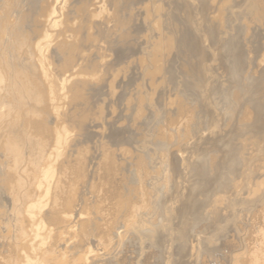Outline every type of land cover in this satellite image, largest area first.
<instances>
[{
  "label": "rangeland",
  "instance_id": "1",
  "mask_svg": "<svg viewBox=\"0 0 264 264\" xmlns=\"http://www.w3.org/2000/svg\"><path fill=\"white\" fill-rule=\"evenodd\" d=\"M29 263L264 264V0H0V264Z\"/></svg>",
  "mask_w": 264,
  "mask_h": 264
},
{
  "label": "bare ground",
  "instance_id": "2",
  "mask_svg": "<svg viewBox=\"0 0 264 264\" xmlns=\"http://www.w3.org/2000/svg\"><path fill=\"white\" fill-rule=\"evenodd\" d=\"M38 128H39V127H38ZM59 138H60V137H59ZM59 138H58V139H59ZM60 140H61V139H60ZM60 140H59L58 143H60ZM62 140H63V138H62ZM64 142H65V141H64ZM58 143H57V144H58ZM59 146H61V145L59 144ZM53 150H54V149H53ZM58 150H59V149H58ZM66 150H67V149H66ZM51 153H52V152H51ZM55 153H57V152L55 151ZM59 153H60V152H59ZM58 155H59V154H58ZM61 155H62V154H61ZM52 156H53V155H52ZM59 156H60V155H59ZM59 156H58V157H59ZM48 158H49V157H48ZM53 158H54V157H53ZM59 158H60V157H59ZM58 160H59V159H58ZM61 160H62V159H61ZM56 162H58V161L56 160ZM54 164H55V162H54ZM62 164H63V163H62ZM53 168H54V167H53ZM56 171H57V170H56ZM52 172H53V171H52ZM47 173H48V172H47ZM49 173H51V170H50ZM56 175H57V174H56ZM46 176H47V175H46ZM48 176H50V175H48ZM51 176H52V175H51ZM56 177H57V176H56ZM56 177H55V178H56ZM58 178H59V177H58ZM56 179H57V178H56ZM43 180H46V179L43 178ZM57 180H58V179H57ZM48 181H49V180H48ZM52 181H53V180H52ZM50 182H51V181H50ZM40 183H41V181H40ZM43 183H44V182H43ZM48 183H49V182H48ZM49 184H50V183H49ZM39 185H40V184H39ZM44 185H45V184H44ZM53 185H54V186H53ZM53 185H51L52 187L47 185L48 187L46 188L45 193H47V192H48V193H49V192H52V193H53V192L55 191L56 187H57L56 182H55ZM40 189H41V191H42V187H41ZM43 190H44V189H43ZM55 192H56V191H55ZM54 194H55V193H54ZM45 195H46V194H45ZM47 196L49 197L48 194H47ZM47 196H46V197H47ZM43 197H44V196H43ZM48 197H47V200H48ZM51 199H52V198H51ZM42 200H44V198H43ZM72 201H73V200H72ZM44 204H45V203H44ZM32 206H33V205H32ZM32 206L30 205V206H28V208H30V207H32ZM33 207H34V206H33ZM43 207H45V206H43ZM34 208H35V207H34ZM34 208H33V209H34ZM36 209H37V207H36ZM34 210H35V209H34ZM41 210H42V209H41ZM27 211L29 212V211H32V210H31V209H28ZM27 211H26V212H27ZM32 212H33V211H32ZM39 212H40V210H39ZM39 212H38V213H39ZM43 212H44V211H43ZM30 213H31V212H30ZM32 214H33V213H32ZM32 214H31V215H32ZM40 214H41V213H39V216H41ZM29 215H30V214H29ZM37 215H38V214H37ZM34 216H36V215L34 214ZM45 216H47V213H45ZM36 217H37V216H36ZM30 219H31V216H30ZM36 220H37V219H36ZM38 220H39V219H38ZM92 220H94V219H91V217L87 216V220H79V221H77V223H78V228H79L78 231H84V230L87 228V230H85L86 232H93V231L95 232V230L98 228V229L100 230V232H99L98 234H101V233L103 234V230H102L100 227H98V226H97V227H90V222H91ZM39 221H40V220H39ZM39 221H38V222H39ZM32 224H33V223H32ZM35 226H36V225H35ZM38 228H39V227H38ZM33 230H34V228H33ZM37 230H38V229H37ZM35 231H36V230H35ZM40 231H41V230H40ZM32 232H33V231H32ZM36 232H38V231H36ZM36 232H35V233H36ZM33 233H34V232H33ZM39 233H40V232H39ZM39 233H38V234H39ZM36 234H37V233H36ZM39 235H40V234H39ZM47 235H48V234H47ZM42 236H43V235H42ZM99 236H100V235H99ZM41 238L43 239V237H41ZM41 238H40V239H41ZM44 238H45V237H44ZM35 239H36V238H35ZM38 239H39V238H38ZM42 239H41V240H42ZM46 239H47V238H46ZM43 240H44V239H43ZM39 241H40V240H39ZM45 241H46V240H45ZM41 243H42V242H41ZM29 264H30V263H29Z\"/></svg>",
  "mask_w": 264,
  "mask_h": 264
}]
</instances>
